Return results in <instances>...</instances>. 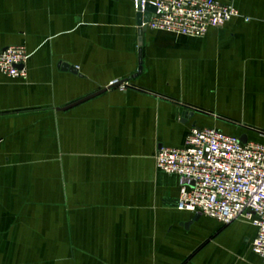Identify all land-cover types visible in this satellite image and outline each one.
<instances>
[{
    "label": "crops",
    "instance_id": "0c3cea01",
    "mask_svg": "<svg viewBox=\"0 0 264 264\" xmlns=\"http://www.w3.org/2000/svg\"><path fill=\"white\" fill-rule=\"evenodd\" d=\"M218 1L240 16L189 37L140 33L137 0H0L29 54L0 73V264H263L156 165L193 127L264 143V0Z\"/></svg>",
    "mask_w": 264,
    "mask_h": 264
},
{
    "label": "built area",
    "instance_id": "2783aa9c",
    "mask_svg": "<svg viewBox=\"0 0 264 264\" xmlns=\"http://www.w3.org/2000/svg\"><path fill=\"white\" fill-rule=\"evenodd\" d=\"M151 2L156 12L143 25L189 37L204 36L240 16L236 7L218 0ZM28 60L24 46L0 47V73L8 77L25 79ZM155 158L159 170L179 178V210L223 225L245 219L257 227L252 248L264 264V143L242 142L217 129L193 127L184 147L162 146Z\"/></svg>",
    "mask_w": 264,
    "mask_h": 264
},
{
    "label": "water",
    "instance_id": "95a60500",
    "mask_svg": "<svg viewBox=\"0 0 264 264\" xmlns=\"http://www.w3.org/2000/svg\"><path fill=\"white\" fill-rule=\"evenodd\" d=\"M155 12H156V7L151 1H146L143 4V0H138V17H139L138 25L140 27V33H143L147 29L146 25H143V24L147 23L151 19L152 14ZM139 41L141 43L142 41L141 38L139 39ZM101 92L103 91H100L96 93L95 95H98ZM88 98H91V97H88ZM83 100H86V99H83ZM241 141L246 142L245 137L241 138Z\"/></svg>",
    "mask_w": 264,
    "mask_h": 264
}]
</instances>
